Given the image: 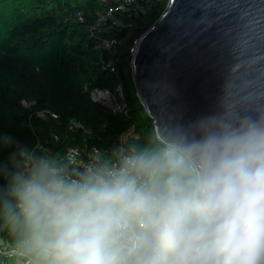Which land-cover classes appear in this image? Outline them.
Segmentation results:
<instances>
[{
  "label": "clouds",
  "instance_id": "1",
  "mask_svg": "<svg viewBox=\"0 0 264 264\" xmlns=\"http://www.w3.org/2000/svg\"><path fill=\"white\" fill-rule=\"evenodd\" d=\"M0 164V264H264V110L153 127L87 159Z\"/></svg>",
  "mask_w": 264,
  "mask_h": 264
},
{
  "label": "trees",
  "instance_id": "2",
  "mask_svg": "<svg viewBox=\"0 0 264 264\" xmlns=\"http://www.w3.org/2000/svg\"><path fill=\"white\" fill-rule=\"evenodd\" d=\"M166 5L167 1L139 16L122 15L120 24L91 33L107 6L102 0H0V164L10 167L7 156L22 147L38 154V139L62 156L77 143L113 144L131 125L135 136L148 135L152 119L136 94L128 96L127 79L133 83L131 49ZM103 36L130 38L122 50L117 46L102 52L105 60L117 58V72L101 63ZM118 84L129 104L127 114L107 110L90 95L95 87L115 91ZM72 120L90 128L91 139L69 130Z\"/></svg>",
  "mask_w": 264,
  "mask_h": 264
},
{
  "label": "water",
  "instance_id": "3",
  "mask_svg": "<svg viewBox=\"0 0 264 264\" xmlns=\"http://www.w3.org/2000/svg\"><path fill=\"white\" fill-rule=\"evenodd\" d=\"M130 66L154 127L264 110V0H169Z\"/></svg>",
  "mask_w": 264,
  "mask_h": 264
},
{
  "label": "built area",
  "instance_id": "4",
  "mask_svg": "<svg viewBox=\"0 0 264 264\" xmlns=\"http://www.w3.org/2000/svg\"><path fill=\"white\" fill-rule=\"evenodd\" d=\"M103 2L107 3L105 9L99 13L95 26L90 28L91 33L95 30H101L106 28H110L115 24L121 23L122 15L126 16H139L146 12L148 8L158 7L165 1L169 0H102ZM121 39H118L116 36H103L100 37V44L99 48L101 50V63L103 66L109 67L112 72H117L118 68L114 60L117 58L111 57L110 60L103 59L102 52L104 50H113L116 48L120 43ZM137 40H135V44L132 47L131 51L132 54L134 52L135 46L137 44ZM91 97L94 101L102 104L104 108L107 110L114 112V113H124L127 114L129 112V104L123 95V90L121 84H118L115 91L109 88H99L95 87L90 91ZM44 112H47L51 115L53 119L59 120V116L51 112V110L44 109ZM69 130L73 132H81L82 134L86 135L91 139L92 130L90 128L85 127L82 122L78 120H72L67 124ZM52 136L58 140V135L53 133ZM135 136V126L131 125L126 130L122 131L117 138L115 139L113 144H106V143H95L92 141H87L83 143H77L69 146L64 155H60L59 157L64 158L65 156H79L82 159H87V157L92 153L93 149H100V150H110L114 146H117L125 139H131ZM36 150L38 154L48 153L55 156H58L57 151L54 146L52 145H43V143L38 139L36 145Z\"/></svg>",
  "mask_w": 264,
  "mask_h": 264
},
{
  "label": "rangeland",
  "instance_id": "5",
  "mask_svg": "<svg viewBox=\"0 0 264 264\" xmlns=\"http://www.w3.org/2000/svg\"><path fill=\"white\" fill-rule=\"evenodd\" d=\"M106 28V27H105ZM107 29V28H106ZM129 41H130V38H128V37H126V38H124L122 41H121V43L118 45L119 46V48L122 50L123 48H125L126 46H127V44L129 43ZM25 82V80L23 81V83ZM127 82H128V84H129V88H128V96L130 97V99L133 97V95H137V92H136V88H135V85H134V83H130V80L129 79H127ZM132 82H133V80H132ZM130 101H132V103L133 104H136L137 102H136V100H130ZM25 102L27 103V105L30 103V101H27V100H25ZM137 105H138V103H137ZM10 157H11V155H8L7 156V159L10 161Z\"/></svg>",
  "mask_w": 264,
  "mask_h": 264
}]
</instances>
